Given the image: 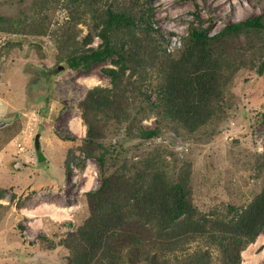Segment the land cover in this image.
<instances>
[{"label": "rangeland", "instance_id": "rangeland-1", "mask_svg": "<svg viewBox=\"0 0 264 264\" xmlns=\"http://www.w3.org/2000/svg\"><path fill=\"white\" fill-rule=\"evenodd\" d=\"M33 1L0 0V16L22 28L0 30V120H9L0 127V264H69L71 252L64 242L69 224L75 228L87 218L85 192L96 189L102 178L97 158H86L80 150L88 132L80 102L95 86L112 87L103 67L114 64L109 59L86 72L70 68L59 58L72 25L70 11L64 7L68 0H47V6L37 12ZM150 3L154 23L171 52L182 47L193 22L216 33L229 23L264 12V0ZM27 23L31 27L24 29ZM87 32L88 24L79 23L71 41L76 35L82 40ZM100 42L96 37L93 44ZM233 42L243 64L227 81L221 108L206 125L195 131L165 126L158 137L143 142L134 137L135 128L112 124L106 127L105 143L119 151V141L124 143L126 153L134 158L148 148L161 153L171 177L187 178L201 211H231L237 217L264 187V72L258 71L264 33ZM148 91L156 99V93ZM142 124L158 125L155 115L145 117ZM18 160L29 168L18 170ZM60 165L67 179L61 201L77 202L71 221H54L47 215V206L52 205L48 202H56L58 196L46 181L60 185ZM242 256V264H264V230Z\"/></svg>", "mask_w": 264, "mask_h": 264}, {"label": "trees", "instance_id": "trees-1", "mask_svg": "<svg viewBox=\"0 0 264 264\" xmlns=\"http://www.w3.org/2000/svg\"><path fill=\"white\" fill-rule=\"evenodd\" d=\"M150 1L68 0L64 6L72 25L60 60L84 72L109 59L114 64L103 67L112 87L95 86L80 102L88 125L80 150L86 158H97L102 178L96 189L85 192L87 218L75 228L69 224L64 241L69 264H242L243 250L264 230V187L237 217L231 211L205 213L193 201L187 178L170 176L161 153L148 148L134 158L120 141V151L111 149L105 143L106 127L135 128L134 137L148 142L165 126L195 131L206 125L221 108L227 81L243 64L233 41L261 36L264 12L216 33L193 22L182 47L171 52L154 23ZM45 6L47 0L33 1L36 12ZM82 22L88 32L71 41ZM19 26L0 16V30ZM96 37L98 45L93 44ZM151 115L158 125L148 128L142 121Z\"/></svg>", "mask_w": 264, "mask_h": 264}, {"label": "crops", "instance_id": "crops-1", "mask_svg": "<svg viewBox=\"0 0 264 264\" xmlns=\"http://www.w3.org/2000/svg\"><path fill=\"white\" fill-rule=\"evenodd\" d=\"M23 162H25V161H23ZM15 166H16V163H15ZM16 168H17V166H16ZM27 168H29V166ZM61 168L62 167L60 165V168H59L60 185L56 186V185H53V184L49 183L48 181H46L47 184H49V188H52V190H54L56 192L57 196H58V200H56V202H53V201H49L48 202V203H52V205H48L47 206L48 209H49V213L47 215H50V218L53 219L54 221H57V220L71 221L72 218H73V215H75V213H76L75 210H76V207H77V202H74L73 204H70V203L66 204L63 201H61V199H63L62 193L65 192V188L62 189V186L66 187V185H67V179L65 180L66 176L63 173V170H62L63 168L62 169ZM74 168L76 170H78L77 167H74ZM24 169L25 168H18V170H24ZM65 170H67V169H65ZM37 172H38V174L42 173V172L39 171V169L37 170ZM42 174H43V176H42L43 179H46L45 178L46 174L44 172ZM84 174L88 175V172L86 171V169L84 170ZM61 183H62V185H61ZM55 208H56V211L53 210Z\"/></svg>", "mask_w": 264, "mask_h": 264}, {"label": "water", "instance_id": "water-1", "mask_svg": "<svg viewBox=\"0 0 264 264\" xmlns=\"http://www.w3.org/2000/svg\"><path fill=\"white\" fill-rule=\"evenodd\" d=\"M63 67H64V66L61 65V66H59L58 69H61V68H63ZM8 121H9V120H7V119L0 120V127L3 126L4 124H6ZM16 166H17V168H27V167L29 166V164L23 162L22 160H18V161L16 162Z\"/></svg>", "mask_w": 264, "mask_h": 264}]
</instances>
